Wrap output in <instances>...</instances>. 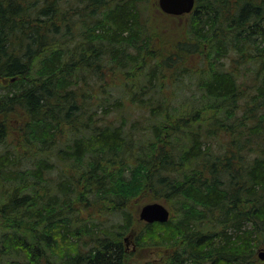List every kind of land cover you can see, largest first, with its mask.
<instances>
[{"label":"trees","instance_id":"16d2710c","mask_svg":"<svg viewBox=\"0 0 264 264\" xmlns=\"http://www.w3.org/2000/svg\"><path fill=\"white\" fill-rule=\"evenodd\" d=\"M150 4L0 0V264H130L136 222L162 264H264V0H195L166 53Z\"/></svg>","mask_w":264,"mask_h":264},{"label":"rangeland","instance_id":"374dc122","mask_svg":"<svg viewBox=\"0 0 264 264\" xmlns=\"http://www.w3.org/2000/svg\"><path fill=\"white\" fill-rule=\"evenodd\" d=\"M146 17L148 19L150 29L156 33L160 34L158 36V43L157 47L162 50L164 53H166L167 49L172 48L173 44L178 42L182 36L184 37V34L187 30L188 22L190 20L189 14L182 15V16H170L162 13L158 6V0H154V4H150L146 7ZM190 63L189 61H186ZM193 63V61H192ZM135 75V74H134ZM178 75V71L174 72V76ZM13 80V79H12ZM165 94H169L168 89H165ZM178 94L179 92H174V94ZM185 94H188L186 92ZM185 94H181V96L174 100V107L177 105L178 102H182L181 99L183 96L185 97ZM198 96V95H197ZM174 107H171L174 109ZM196 108V107H195ZM178 114V113H176ZM137 116V115H135ZM142 120H144V116L141 117ZM134 119V118H133ZM149 195V194H148ZM155 197V196H152ZM151 196H145L142 199H138L134 201V204L132 206V211L134 213V216L137 221H140L138 218V212L140 208L148 203H154L159 202L162 203L164 206L168 207L170 211V217L173 215V209L174 205H170L167 202H165L163 199L160 200H154ZM142 225L138 222L135 223L132 231L124 236V244L126 247V252L129 255V262L130 264H162V258H161V249L157 247H148L144 245H138L135 238L136 235L141 231ZM125 238H127L125 240ZM260 250V251H259ZM264 252V245L260 246L257 250V253Z\"/></svg>","mask_w":264,"mask_h":264},{"label":"water","instance_id":"95a60500","mask_svg":"<svg viewBox=\"0 0 264 264\" xmlns=\"http://www.w3.org/2000/svg\"><path fill=\"white\" fill-rule=\"evenodd\" d=\"M158 6L162 13L170 16H182L190 14L195 7V0H158ZM138 218L148 224L166 223L170 219V211L162 203L154 202L143 205ZM127 238H125L126 240ZM258 258L264 260V252H259Z\"/></svg>","mask_w":264,"mask_h":264},{"label":"bare ground","instance_id":"6f19581e","mask_svg":"<svg viewBox=\"0 0 264 264\" xmlns=\"http://www.w3.org/2000/svg\"><path fill=\"white\" fill-rule=\"evenodd\" d=\"M168 208V207H167ZM260 251V250H259Z\"/></svg>","mask_w":264,"mask_h":264}]
</instances>
